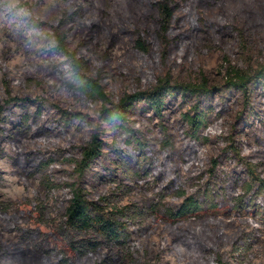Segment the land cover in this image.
I'll use <instances>...</instances> for the list:
<instances>
[{
	"label": "rangeland",
	"instance_id": "obj_1",
	"mask_svg": "<svg viewBox=\"0 0 264 264\" xmlns=\"http://www.w3.org/2000/svg\"><path fill=\"white\" fill-rule=\"evenodd\" d=\"M85 1L0 0V102L10 100V129L27 115L32 127L21 149L0 138V242L21 255L19 264H59L79 239L102 243L100 255L114 257V264H216L217 257L264 264V218L253 211L239 215L232 199L243 193L237 182L250 177L241 157L264 155V89L255 86L247 104L242 92L225 86L229 63L264 66V0H171L175 15L166 39L158 35L154 0H123L119 7L118 0H99L103 11L87 7L68 24L69 49L90 62L87 75L104 87L109 106L163 80H206L213 89L208 96H168L162 116L145 101L135 103L130 126L156 166L139 180L127 177L117 158L120 150L134 160L140 146L102 115V101L79 90L72 60L57 50L51 27ZM197 107L212 110L199 138L186 120ZM94 137L104 143L103 154L80 175L83 148ZM76 187L93 201L107 197L109 211L142 212L137 220L123 217L126 245L112 246L94 230L78 233L69 225ZM209 187L228 190L218 211L175 219L188 197ZM200 239L213 254L202 251Z\"/></svg>",
	"mask_w": 264,
	"mask_h": 264
},
{
	"label": "trees",
	"instance_id": "obj_2",
	"mask_svg": "<svg viewBox=\"0 0 264 264\" xmlns=\"http://www.w3.org/2000/svg\"><path fill=\"white\" fill-rule=\"evenodd\" d=\"M157 11V23L159 26L158 35L166 39L171 31L175 8L171 4V0H154ZM123 5V0H118L117 7ZM87 7L100 8L99 0H86L83 5L64 18L58 25L52 26L51 30L57 39V50L72 60V72L75 83L79 90L94 98L102 101V115L109 121L121 128L128 136H131L132 141H136L140 146L141 151L134 160L128 159L120 150L117 158V165L122 167L127 177L133 180L150 177L156 170L155 162L146 152V146L140 142L135 136L133 128L130 126V115L135 111V103L137 101H145L146 104L154 110L158 115L162 116V110L166 105L168 96H174L178 92L182 95L191 96H208L213 93V89L208 86L205 80L201 84H170L168 80L161 81L153 90L138 92L134 95L125 97L120 103L109 106L111 100L106 94L104 87L87 73L91 71L90 62L84 57H78L75 52L70 51L68 42L67 26L70 23L73 25L77 18L82 15ZM34 21H36L34 19ZM37 23L43 24L37 20ZM139 46L148 51V44L142 40L138 41ZM225 86L230 90H237L243 93L246 98V103L249 104L253 95V88L260 86L264 89V66L258 69H242L233 66L229 63L225 75ZM43 98H37L35 101H41ZM17 101V98H11ZM27 99H23L25 101ZM10 100L0 102V138L8 137L11 143L21 149L22 145L29 141V135L32 127L29 124L31 116L27 115L23 118L20 125L13 129L9 128L12 123V116L7 112V105ZM197 112L194 115L187 114L186 120L189 124V130L195 138H199V133L205 127L208 115L212 110ZM66 117L72 114L69 111H64ZM84 115L79 114L78 118L82 119ZM104 143L98 137H94L83 148V158L78 162L77 171L80 175H84L91 167L95 159L103 154ZM236 155H241L239 149L234 150ZM5 155V151L0 148V157ZM245 160L248 165L250 177L248 180L237 182V186L243 191L242 194L233 196V210L239 215H247L249 211L260 215L264 218V155L263 153H255L253 161ZM236 183V182H235ZM228 190L222 187H209L201 192L197 197H188L183 203L181 209L175 213L176 220L195 219L207 210L216 212L220 208L218 200L227 193ZM91 194L81 187L74 189V197L70 207L66 211L69 225L78 233L87 231H96L102 235L107 242L112 246H124L129 240L127 235L126 224L123 217L139 219L142 218V212L126 207L109 211L111 207L108 204L109 199L105 196L100 197L99 201L90 199ZM5 205V204H3ZM102 243L97 241L79 239L70 243L69 252L63 255L59 264H114L115 258L112 256L102 257L100 250ZM199 246L206 255L214 253L211 245L204 239L199 240ZM21 255L13 253L0 242V264H19ZM216 264H229L217 257Z\"/></svg>",
	"mask_w": 264,
	"mask_h": 264
}]
</instances>
